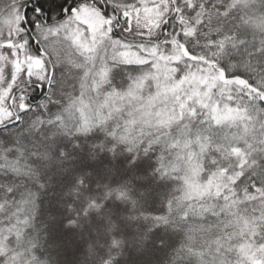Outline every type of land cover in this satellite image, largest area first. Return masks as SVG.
<instances>
[{
	"label": "snow or ice",
	"instance_id": "6c2138e0",
	"mask_svg": "<svg viewBox=\"0 0 264 264\" xmlns=\"http://www.w3.org/2000/svg\"><path fill=\"white\" fill-rule=\"evenodd\" d=\"M0 264H264V0H0Z\"/></svg>",
	"mask_w": 264,
	"mask_h": 264
}]
</instances>
